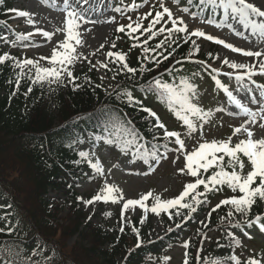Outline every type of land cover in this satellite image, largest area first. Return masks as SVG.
Listing matches in <instances>:
<instances>
[{
	"label": "trees",
	"instance_id": "1",
	"mask_svg": "<svg viewBox=\"0 0 264 264\" xmlns=\"http://www.w3.org/2000/svg\"><path fill=\"white\" fill-rule=\"evenodd\" d=\"M125 1L115 0L120 6L125 5ZM174 1L182 4L188 2ZM13 2L14 0H0V37L4 30L8 31ZM156 10L161 9L159 6L150 9L153 15ZM150 20L151 17L143 21L145 27ZM167 26L171 27V24L168 23ZM134 36H139V40L129 38L126 32H117L115 35L120 44L114 52H123L129 66L138 71L135 77L127 73L117 74L112 80L114 84H118H115L111 92L105 91L103 87H95L100 83L93 69L75 66L74 75L80 78L77 83L83 84L84 77L87 76L91 79V84H84L76 91H73L71 84L64 87L53 85L55 91H52L47 84L43 88L31 85L25 77L17 90L15 80L19 69L13 67L11 60L0 64V227H4L7 221L15 228L10 236L0 234V242L15 241L26 250L42 247L44 255L40 259L50 260L51 264H170L164 258L173 247L190 241V248L187 250L189 264H197L198 250L201 248V264L203 260L210 261L214 257L227 259L232 254L237 255L243 264L248 257L241 256V248L246 240L254 238L252 233L260 232L258 228L242 226L234 229L227 223L221 224L219 218L226 216L228 206L212 212L207 229L201 224V221L207 223L208 213L222 199L239 195V192L233 193L226 186L221 191L209 193L208 203L201 205L187 221L183 219L187 210H182V215L178 217L174 215L176 209H172L173 218L170 220L166 214L163 221L167 233L154 242H149L147 237V219L141 223L144 212L139 220L112 224L100 211L95 215L100 222L94 224L87 219V213L82 208L83 202L77 199L82 197L79 193L81 181L92 171L86 161L77 163L80 160L78 146L86 139L97 140L99 136L107 135L105 121L108 114L118 115L125 123L130 121V127L144 138L142 143L149 150L153 144L158 143L153 140V133L159 136L162 130L154 129L153 118L141 110L143 107L150 108L144 103L142 96L156 97L158 102L166 105L173 119L179 122L161 97L146 93L141 85L153 77L162 76L165 81L177 83L181 77L191 78L195 73L188 59L193 48L191 40L185 43L183 34H180L175 44L144 53V47L155 48L164 39L163 35L149 40L147 45L143 44L146 35L136 33ZM15 42L19 43L18 40ZM134 44L137 46L133 47ZM5 53L17 60L25 59L12 48L3 46L0 41V55ZM161 53L171 55L163 60ZM146 55L161 59V63L157 66L154 62H149L145 59ZM201 58L210 61L213 56ZM41 64L49 66L45 62ZM141 64L152 70L141 75ZM116 68V65L109 63L107 71L111 78ZM168 69H172L171 74L167 72ZM30 86L32 91L28 92ZM122 89L131 91L139 103L130 106L125 98L117 94ZM176 147L169 143L168 150H157L167 151L169 154ZM134 151L130 152L133 160L147 165L156 162L149 159L146 163L134 156ZM212 171L214 169L203 175L207 177ZM181 176L185 183L177 196L187 183L196 179L186 173ZM198 191H203V187ZM51 194L62 198H47ZM63 211L66 214L61 218L59 215ZM256 214L264 215V202L258 201L253 206L250 216L254 217ZM178 223L181 225L179 228L176 227ZM122 227L123 232L120 231ZM133 227L139 230L140 247H136L137 235L132 231ZM169 228H172L171 232L168 231ZM200 231L206 232L208 238L199 235ZM228 232H233L241 240V247L234 248L226 235ZM245 233L252 238L248 239ZM71 238H74V242L67 246L66 243Z\"/></svg>",
	"mask_w": 264,
	"mask_h": 264
},
{
	"label": "snow or ice",
	"instance_id": "2",
	"mask_svg": "<svg viewBox=\"0 0 264 264\" xmlns=\"http://www.w3.org/2000/svg\"><path fill=\"white\" fill-rule=\"evenodd\" d=\"M86 5H90V0H59L57 6L64 13V19L62 21L63 28H58L57 32L63 31L64 39L53 48L50 57L41 56L39 60L29 58L17 60L7 53L0 55V64L11 60L13 61V67L19 69L15 80L17 90H19L21 80L25 77L31 82V85H39L43 88L47 84L52 91H55V88L52 87L53 85L64 87L67 84H71L73 91H76L83 87L84 84L92 83L91 79L87 76L84 77L83 84L77 83L80 78L74 75L73 71L77 61L88 59L87 56L77 52V48L84 44L83 33L92 31L91 28H84V25L101 23L99 19L90 18L89 13L95 12V8L91 6L86 8ZM141 6V4L136 3V0H132V3L127 6V11H136ZM158 6L161 10H156L154 15L153 11H149L142 16H137L135 21H132V18L129 17L131 22L127 25L118 26L116 31L120 33L126 32L129 38L135 40H139V36H134L136 33L146 35V39L143 41L144 45H147L149 40L163 35L164 39L157 43L155 48L144 47V53L155 52L157 49L164 48L165 45L170 46L175 44L180 34H183L184 42L188 43L191 40L193 46L188 56L190 61L192 60V56L198 55L200 51L196 39L193 38H203L222 45L223 48L240 54L243 57L255 58L256 62L254 63H238L230 61L225 57L222 60V64L232 70V72L225 73V75L230 79H235L240 86L238 91H251L252 85H255V88L260 90L261 99H253L251 103L264 105V85L256 84L255 80H253V77L257 75L264 76V51L259 49L245 50L226 42L224 39L207 34L201 29H194L189 32L188 25L183 17L174 16L172 10L165 5V0H158ZM152 8L155 9L156 5H152ZM114 10L117 12L123 11L121 8H115ZM179 10L190 16L193 20H199L201 23L214 27H220V24L216 23L212 16L220 13L227 18L225 23L234 35L240 36L241 32L234 24L228 21H235L236 24L242 25L245 30H249L251 36L258 39L261 42V48H264V10L260 6L250 2V0H188L186 6ZM12 11H15L18 17L27 18L28 25L35 27L34 14L23 10ZM149 17H151V20L145 27L143 21L148 20ZM104 22L114 23L115 17L109 18ZM168 23L171 24V27L167 26ZM157 25H160V27L157 28ZM36 34L41 35L48 41L53 39V33L39 28H36L35 32L27 34L19 33L16 39L18 41L29 40L31 36ZM0 39H4L7 42V37H0ZM136 46V44L133 45V47ZM111 47L115 48V44L113 43ZM170 55L171 53H161L163 60H167ZM208 55L211 57L212 54L209 53ZM106 57L109 58L108 62L97 61V64L105 69L109 67V63L116 65L117 68L112 77L113 80L117 74L127 73L131 74L132 77L136 76L138 69L129 66L126 62V55L123 52L110 50L106 53ZM145 59L149 62H154L157 66L161 63V59L147 55ZM40 61H46L49 66H43ZM180 62L177 61V63ZM192 62L201 63L205 68L210 67V65L202 61ZM26 69L27 71H25ZM151 70L143 64L139 68L141 75ZM211 70L217 75L220 73L219 68H212ZM167 72L171 74L172 69H168ZM215 83L227 95L228 100L235 108L247 118V121L240 126L234 127L232 135L227 139H213L210 142L204 140L199 143L197 148H193L191 152L186 151L185 139L182 138L181 132L169 130L161 121L158 114L150 108L143 107L141 110L153 118L154 123L152 127L154 129L162 130V135L160 136L153 133V140L158 143L153 144L151 150L142 143L144 138L140 137L135 129L130 127V121L125 123L118 115L112 114H108L105 121V132L107 135L104 137L103 143L108 145L119 144L122 146V151L125 152L129 149H134V156L144 160L146 163L149 159L155 160L158 163L160 159L167 158V151L158 152V148L168 150L169 143L177 146L174 151L183 154L185 160L184 168L178 171L181 174L186 173L196 178L194 182L187 183L177 197L162 199L160 195L149 191L139 199H128L125 201L122 189L115 184H109L105 180L102 188L91 199L84 201L82 197H78V201H82L85 206L92 205L95 202L117 204L124 201L121 218L123 219L124 213L129 208L139 207L145 213V216L141 219V223L147 218V213L149 212L156 216L165 213L171 220L173 218L172 209H176L174 215L178 217L182 215V210H187V213L183 215L184 221H187L193 213L197 212L201 205L208 203L209 193L221 191L226 186L233 193L239 192V195L222 199L216 204L211 212L208 213L207 223L201 221L203 228L207 229L209 227L212 212H216L222 206H228L226 216L219 218L221 224L227 223L229 227L234 229L241 228L242 226L248 228L255 226L260 232L264 233V215L256 214L254 217L250 216L253 206L258 201L264 202V138H254L255 133L248 126L249 124H258L259 128L264 130V106H259L254 110L249 103L243 102L246 97H238L228 86L221 83L219 79H216ZM95 87H102V85H95ZM141 87L146 93L156 94L166 102L169 110L184 125L186 129L185 136L190 137L198 130L201 131L202 136L203 125L210 123L214 112L211 109L205 110L195 102L198 99V86L191 78L181 77L177 83L175 81H165L162 76L153 77L142 84ZM31 91L32 87L30 86L28 92ZM117 94L125 98L130 106L139 103L131 91L122 89ZM215 111L219 112L223 111V109L217 108ZM241 133H245L246 138L240 139L237 143L233 144V137ZM160 141H163V143H159ZM78 156L80 160L77 163L86 161L93 173L102 177L105 175L102 162L98 157L93 159L94 154L80 151L78 152ZM225 158L227 159L225 160ZM243 158H246L247 163L251 166L246 174L244 173L245 160ZM173 162L175 163V161ZM210 169H214V171H212L211 175L205 177L203 174L208 173ZM201 186L203 187V191H198ZM150 199L152 201L151 206L146 203ZM105 215L110 216L111 213L109 212ZM180 226L179 223L176 224L177 228ZM14 231L15 228L7 221L4 227H0V234L10 236ZM120 231H124L123 227ZM132 231L137 235L136 247H140L139 230L133 227ZM168 231L171 232L172 228H169ZM199 235L205 239L208 238L206 232L200 231ZM226 235L230 238L234 248L241 247V240L233 232H228ZM245 235L248 239L252 238L248 233H245ZM202 244L203 240L201 241ZM182 247L185 249L183 264H189V253L187 250L190 248V241H185ZM199 251H202V248L198 250L197 264H201ZM43 255V248L39 246L32 250H26L15 241L0 242V264H51L50 260L40 259ZM164 260L168 261L170 257H165ZM202 264H242V261L237 255L232 254L227 259L214 257L210 261L203 260ZM243 264H264V253L248 257Z\"/></svg>",
	"mask_w": 264,
	"mask_h": 264
},
{
	"label": "rangeland",
	"instance_id": "3",
	"mask_svg": "<svg viewBox=\"0 0 264 264\" xmlns=\"http://www.w3.org/2000/svg\"><path fill=\"white\" fill-rule=\"evenodd\" d=\"M158 1V0H153ZM59 0H17L13 6V10H23L27 11L33 15L35 21V27H31L27 23V18L18 17L15 11H12L11 20L9 23V28L11 33L8 34V39L12 40L13 37L19 33H29L35 32L36 28L42 29L53 33V39L51 41L46 40L39 34L31 36L29 40H23L19 45L14 46V49L18 50L21 55L27 56L30 59H39L41 56L50 57L51 52L54 47L57 46L58 42L64 39L63 31L57 32V29L63 28V19L64 13L57 6ZM94 7L95 12H90V18L99 19L101 23L92 25H84V28H91V32L83 33V46L77 48V52L87 56L88 59H81L76 62V67H91L96 72L99 83L102 85L105 91H111L114 88V83L111 80L109 72L107 69L100 67L97 64V61L107 62L108 58L106 53L108 51H115L118 46V40L114 37L116 32V27L120 21H124V18L131 17L132 20L136 18V12H130L123 9L122 12H117L114 9L117 8L116 3L113 0H90V5L85 7ZM167 6L172 10L174 16L183 17L184 21L187 23L190 31L194 29H201L207 34H210L214 37L224 39L226 42L232 43L237 47L243 48L245 50L249 49H259L261 48V42L252 37L249 30H245L242 25L236 24L235 21H228L236 26V28L241 32L240 36L234 35L230 31L225 23L226 17L222 16L220 13H216L219 16L218 19H215V16L212 18L216 23L220 24V27H214L206 23H201L199 20H193L190 16L184 14L179 10L177 6L168 5ZM139 16V15H138ZM115 17L114 23H106L105 20ZM198 45L200 48L199 55L208 56L209 53L214 55V60L209 63L210 67L208 69L217 68L219 62H221L222 55L224 53L231 56V61L238 63H254L255 58L243 57L240 54L233 53L228 49L223 48L222 45H218L212 41H207L203 38H197ZM115 44V48H112V44ZM103 45V47H101ZM219 57V59H217ZM236 58V60H235ZM91 61V63H89ZM193 61H200L197 58H194ZM46 62V61H42ZM195 68H200V63H194ZM227 67L223 65L220 69L219 75L224 76V79H221V83L228 86L230 90L234 92L238 97H246L243 102L249 103L250 106L256 110L259 106L256 103H251L253 99L260 100L261 93L259 89L255 88V85H252L251 91H238L240 87L235 79H230L225 73L232 72L231 69L227 68V71L224 68ZM103 77V79H101ZM256 84L264 85V76H255L253 77ZM199 84L198 90V99L195 101L205 110L211 109L214 112V115L210 123L204 124L201 131L198 130L196 133H193L192 136H185L184 133L186 129L179 127L175 121L169 119L166 115V112L156 103H153L152 100H148V103L158 112L166 121L167 126L170 129H176L182 134V138L185 139L186 151L191 152L193 148H197L200 142L204 140L212 141L227 139L232 135L233 128L240 126L242 123L247 121V118L239 112L238 109L228 100L227 95H224L225 99L220 98L218 106L217 99L211 95L210 83L206 82L205 79L202 81H197ZM213 90L214 86L212 85ZM219 91L223 93L222 89L219 88ZM215 99V103H214ZM217 108L223 109V111H215ZM259 123V122H258ZM251 128L255 135L254 138H264V130L260 129L257 125H248ZM246 134L241 133L233 137L232 143H237L240 139H245ZM86 147L90 148L92 154H94L93 159L99 158L102 162L103 168L105 170V175L99 176L91 172L88 175L89 181H83L79 192L83 195L84 201L91 199L97 192L102 188L104 181L107 180L109 184H115L122 189L125 201L128 199H139L142 195L147 194L149 191H152L156 195H160L163 199H172L175 198V195L179 192L181 186L185 182L183 176L178 171L182 168V163L184 160V155L178 152H173L167 156L166 159L158 162L156 166L141 165L133 162L129 156L126 155L125 151H122V148L117 147V145H108L103 143V140L98 141L97 143H86ZM178 157V158H177ZM175 161V163L173 162ZM251 166L245 160V169L244 173L246 174L250 170ZM59 197L60 195H47V198ZM124 201H121L117 204L112 203H103L95 202L92 205L85 206L83 203V210L87 219L89 217L91 222L98 224L100 221L95 215L101 211V213H111L110 216H107L108 222L112 224L124 223L125 221H132L138 219L142 212V209L139 207L129 208L121 218V210L123 207ZM151 206V205H149ZM66 211H63L59 216L64 217ZM120 215V216H119ZM165 213H161L160 216L149 212L147 213V224H148V238L150 242L156 241L160 238L165 230L162 228V220ZM74 241V238H71L67 241L66 245L71 246ZM246 246V247H245ZM243 246L241 250L242 257H250L256 254L264 253V236L261 238H256L253 241H250L247 245ZM170 257V264H182L184 256V248L180 245L174 247L168 254Z\"/></svg>",
	"mask_w": 264,
	"mask_h": 264
},
{
	"label": "bare ground",
	"instance_id": "4",
	"mask_svg": "<svg viewBox=\"0 0 264 264\" xmlns=\"http://www.w3.org/2000/svg\"><path fill=\"white\" fill-rule=\"evenodd\" d=\"M250 2H253V3L256 4L257 6H260V7L262 8V10H264V0H250ZM91 18L93 19V17H91ZM262 51H263V50H262ZM225 57L228 58L230 61H231V59H232L230 55L224 53V54L222 55L221 62H219V65L217 66V68H222V67H223L222 60H223ZM235 60H236V58H235ZM224 70L227 71V67H225Z\"/></svg>",
	"mask_w": 264,
	"mask_h": 264
}]
</instances>
